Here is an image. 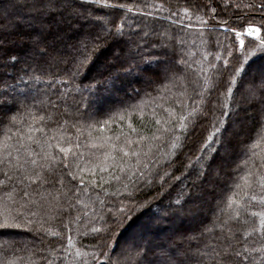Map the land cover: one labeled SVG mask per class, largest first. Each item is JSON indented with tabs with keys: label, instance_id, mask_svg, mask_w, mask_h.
<instances>
[{
	"label": "trees",
	"instance_id": "obj_1",
	"mask_svg": "<svg viewBox=\"0 0 264 264\" xmlns=\"http://www.w3.org/2000/svg\"><path fill=\"white\" fill-rule=\"evenodd\" d=\"M111 3L126 7H103L75 0L74 7H79L82 13L80 17L61 22L56 16L42 30L31 20L35 13L24 6L23 0L14 6L0 0V11L5 17L0 23L9 26L3 33L6 54L0 58V100L3 101L0 140L12 136L8 143H14L13 134L27 132L28 125L44 129L29 133L40 140L47 136L58 139L63 134L66 142L62 146L70 143L71 151L76 153L69 155V163L73 168L86 169L80 174L85 179L84 185L66 177L73 185L69 195L81 189L72 203L75 205V200L80 199L82 204L75 205L76 211L63 212L46 225L61 235L48 236L38 231L35 224L0 230L4 233L0 235V264L9 261L73 264L77 250L91 255L82 256L74 264H82L84 260L87 264H114L120 242L132 231L136 242L129 244L138 253L130 259L134 264L167 261L175 264L184 259L178 250L187 254L186 264H212L205 253L221 242L217 237L222 235L214 225L218 219L225 218L227 197L248 170L244 161L251 159L258 163L253 152L259 153L264 142L260 148L252 147L259 130L255 121L241 125V117L230 113L223 117L228 131L222 128L220 134H214V121L229 111L221 107L225 102L221 93H226L230 75L241 65L248 50L253 51L247 57L250 63L236 77V83L231 84L233 93L227 96V102L238 113L252 111L247 94L240 97L236 94L242 85L248 87L252 70L264 66V51L257 50L264 40V8L258 7L264 0H111ZM254 23L261 30L260 40L243 38L242 47L233 31H243ZM37 33L59 60L40 57L31 51L28 38ZM84 44L89 48L92 44L99 46L76 72L73 58L79 57ZM10 55L18 59L12 61ZM167 77L172 80L165 81ZM205 80L213 87L204 91L201 100L196 94L200 87L191 82L202 85ZM196 101L200 107L196 116L185 121L186 129L180 126L165 133L162 140L152 142L150 150L145 148L147 141L141 142L140 148L147 151V156L141 154L139 165L131 163L135 171L130 178L111 168L105 172L96 167L93 172V166L103 161L108 143L118 148L126 137L133 140L138 134L148 137L161 127L155 124L157 119L179 125L178 116H187L185 108L190 112L197 107ZM165 109L174 110L173 117ZM13 116L18 124L11 122ZM49 116L51 119H47ZM34 117L45 119L33 123ZM233 124L238 126L230 133ZM131 128L138 132L132 133ZM209 134L219 135L221 143L207 140ZM101 143L103 147H93ZM77 144L79 148L75 147ZM32 149L41 151L35 144ZM144 164L148 167L144 168ZM202 171L206 174L199 178ZM142 174L144 179H140ZM195 180L199 186L193 197ZM207 206L208 210L199 215ZM85 211L88 223L83 217ZM77 213L81 220L71 223ZM106 223L108 230H104ZM93 226L102 231L80 235ZM250 226V223L236 225L241 229ZM205 228L211 231L205 232ZM9 234H15L17 239L9 243L6 236ZM68 237H72V244H68ZM105 252L108 255L101 259Z\"/></svg>",
	"mask_w": 264,
	"mask_h": 264
},
{
	"label": "snow or ice",
	"instance_id": "obj_2",
	"mask_svg": "<svg viewBox=\"0 0 264 264\" xmlns=\"http://www.w3.org/2000/svg\"><path fill=\"white\" fill-rule=\"evenodd\" d=\"M10 6H14L15 3L20 0H7ZM75 0H23V4L30 11L35 13L31 17L34 23L40 25L43 30L49 19H55L56 16L60 17V21L71 20L74 17H80L82 15L79 7H74ZM85 2L95 5H101L103 7H126L123 4H113L111 0H85ZM160 7V5H156ZM260 8H264V3L258 5ZM131 11V8L128 9ZM183 11L188 12V9ZM212 11H215L214 9ZM63 13V14H62ZM175 15V14H174ZM5 19L3 11H0V20ZM203 23V21H201ZM9 26L0 23V58H3L6 54L5 41L3 39V33L8 30ZM117 31L120 29V25L116 26ZM245 31L248 35H254L259 29L247 28ZM239 38L240 33H236ZM28 43L31 46V51L40 56L46 57L51 60H59V56H53L48 50L47 42L42 38L40 33H37L28 38ZM177 43H183V41H177ZM244 41L240 40V44L243 47ZM98 44H92L91 48L87 44L83 45L82 50L79 52L78 58H73L74 71L78 72L82 64L87 63L92 52L98 48ZM257 50L264 51V40L260 41L257 46ZM231 50L228 51V56H231ZM253 51L248 50L244 53V60L239 67L234 69V72L230 75V83L226 89V93H221L225 96V102L221 105L224 109L229 111L223 112V115L214 121V134H220L223 128L224 131H228L224 127V116L235 114L241 117L240 124L244 125L246 121H255L259 130L257 131V139L253 143V148H260L261 142H264V66L253 69V76L248 83L247 87V104L252 110L253 115H248L247 110H242L243 114L236 112L235 109L230 108L227 102V96L233 93L231 84L236 83V77L240 75L242 69L246 70L245 65L250 63L247 57L252 56ZM9 59L16 61L18 59L15 55H10ZM216 59H220L219 56ZM67 62V61H65ZM183 63H186L182 61ZM225 64L227 66L228 60L225 57ZM215 67V65H210ZM197 87H200V92L196 94L203 99V93L205 90H210L213 85L209 80H205L202 85L197 82H191ZM195 90V89H194ZM197 107L193 108L190 112L185 108L187 116L180 114L178 120L180 124H171L170 120L157 119L156 125H161L150 136L137 135V139L125 138L124 143L118 148L114 143H108V151L103 152V161H98L93 166V172L96 167H99L101 171L107 172L109 168L113 172L119 170V172L125 173L126 178H130L135 169L131 167V163L141 164L140 156H147V151L140 148L141 142L147 141L145 148L149 149L152 146V142L162 140L165 133H170L174 128L182 126L187 128L185 121L188 117L196 116L197 110L200 107V102L196 101ZM3 101L0 100V105ZM168 112L169 117H173V111L165 109ZM155 115V113H153ZM258 117V119H257ZM43 120L45 117H34L33 123L37 120ZM51 119V116L47 117ZM13 124H18L19 121L15 116L10 118ZM163 125H170L168 128H164ZM103 127V125H101ZM35 131L43 132L44 129H33L31 125H28L27 132L18 131V134H13L15 138L14 143H8L12 140V136H5L3 140H0V230L7 229H19L21 227H30L33 224L37 226L38 231H43L48 236H60L61 233L46 225L50 221H54L61 213L67 212L70 209L76 211L75 205L82 204L80 199L75 200V205L72 203L73 198L77 195L81 189L77 188L76 192H72L69 195L71 188L73 187L71 181H79L80 185L85 184V179L80 174L85 172V168L75 167L69 163V155L76 156L75 152H72V145L69 143L67 147L62 146L65 143V137L63 134L57 139L56 137L47 136L43 140L36 138ZM79 131V130H78ZM140 132L143 129L139 130ZM132 133H137L136 128H131ZM159 133V135H157ZM209 134L207 140H215L216 143H221L219 135ZM35 144L41 148L40 152H36L32 149V145ZM104 144H93V147H103ZM135 146V147H133ZM173 148L176 144L171 145ZM75 147L79 148L77 144ZM58 150V152L56 151ZM212 151H215L213 149ZM60 154H63L62 156ZM253 156L257 158L258 163H253L251 159L244 161L248 170L244 175L240 177V183L235 185V191L232 195L227 197L226 208L223 209L225 218L223 220H217L214 227L219 229L222 235L217 237L220 243L216 247H212L205 255L211 260L212 264H264V148L259 153L253 152ZM132 158H135L134 161ZM83 159V156H80ZM144 168L148 165L144 164ZM71 169L66 172L59 169ZM211 168V165H208ZM259 169V170H258ZM206 173L200 172L199 178H202ZM66 177H70L71 181H68ZM114 179L119 180V176H113ZM140 179H144V175L140 176ZM94 182V181H90ZM127 185H125V188ZM193 192L191 195L196 196L198 185L193 184ZM87 191V189H83ZM259 193V194H257ZM179 203V201H177ZM87 208V205H83ZM259 210H253L254 208ZM85 223H88L87 212H83ZM38 218V219H37ZM81 215L77 213L71 223L81 220ZM103 219V217H101ZM92 220H96V217H92ZM248 224L250 227L239 228L237 224ZM64 227H68V223L64 224ZM109 226L106 223L104 230H108ZM102 229L99 227H91L86 232H81L80 235H86L88 232L99 233ZM211 229L205 228V232H209ZM4 234L0 231V235ZM256 239L253 240L252 237ZM68 244H72V237H68ZM255 245V246H254ZM256 255H253V254ZM91 255L88 252H81L77 250L73 257V264L76 260L82 256ZM108 254L105 252L101 259ZM178 255L183 256L184 259L175 262V264H186L187 254L178 250ZM96 259L94 255L91 257ZM8 264H15L14 261H9ZM48 264H51L49 261ZM82 264H87L84 260ZM166 264H173L171 261H167Z\"/></svg>",
	"mask_w": 264,
	"mask_h": 264
},
{
	"label": "rangeland",
	"instance_id": "obj_3",
	"mask_svg": "<svg viewBox=\"0 0 264 264\" xmlns=\"http://www.w3.org/2000/svg\"><path fill=\"white\" fill-rule=\"evenodd\" d=\"M247 28H252V29H259V31L258 32H256L254 35H248V33L245 31V29H247ZM243 31H233L234 32V34H235V36H236V33L237 32H239L240 33V36H239V38H238V42H239V44H240V40H243V38H250V39H253V40H257V41H259L260 40V34H261V30H260V28H259V25H257V24H250V25H248L246 28H245ZM237 37V36H236ZM167 64H171V61H168V63ZM166 64V65H167ZM163 65H165V64H163ZM165 65V66H166ZM180 72L181 73H183L184 74V71H181L180 70ZM166 80H168V81H171L172 79H170V77H167L166 79H165V81ZM151 82V81H150ZM152 84V83H151ZM246 90H247V86H245V85H242L241 87H240V89L237 91V97H240V96H242V95H244V93H246L247 94V92H246ZM247 114L248 115H253V113H252V111H250V110H247ZM252 122V121H251ZM250 122H248V121H246L245 122V125H247V124H249ZM238 126V124L236 125V124H233L231 127H230V133H232V132H234V131H236V127ZM227 151V153H228V150H225V152ZM226 172V169H224L223 171H221V178L223 177V174ZM215 175H217L216 173H214ZM192 179H194V176H192ZM195 184L196 185H198L199 184V182L197 181V180H195ZM199 186V185H198ZM215 189H217V187L215 188ZM208 208H209V206H207V207H205L204 208V210H202V212H199V215H202V214H204L207 210H208ZM194 224V223H193ZM132 232H134V231H132ZM132 232H130V234H129V236L127 237V238H125V239H122V241L120 242V250L118 251V253L115 255V260H114V264H134V262H133V260H130V259H133V258H136L137 256H138V253L137 252H133L132 251V247H131V244H129V241H132V243L133 242H136L135 240H136V237H134V235H133V233ZM7 237H8V239H9V243L11 242V241H15L16 239H17V236L15 235V234H9V235H6ZM136 245V244H135ZM142 254H143V256H147V254H145V253H143L142 252ZM160 254H163V253H160ZM163 256V255H162ZM164 257V256H163ZM175 257H178V256H176L175 255ZM179 258V257H178ZM169 259H170V257H169ZM159 262L161 263L162 261L161 260H159ZM141 264V263H140ZM143 264V263H142Z\"/></svg>",
	"mask_w": 264,
	"mask_h": 264
}]
</instances>
